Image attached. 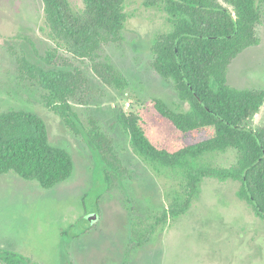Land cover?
Masks as SVG:
<instances>
[{"label": "rangeland", "instance_id": "1", "mask_svg": "<svg viewBox=\"0 0 264 264\" xmlns=\"http://www.w3.org/2000/svg\"><path fill=\"white\" fill-rule=\"evenodd\" d=\"M67 1L74 14L85 7L84 0ZM149 1L127 0L120 37L100 51L126 78L125 87L103 83L88 59L60 49L87 79L71 98L83 127L77 131L47 106V91L18 69L27 39L41 55L57 46L45 22L44 1L0 0V113L11 108L37 113L47 124L50 142L74 160L71 178L50 189L13 171L0 174V248L34 264H64L65 256L74 264H264V219L241 196V181L204 178L189 210L163 221L182 176L145 162L118 121L121 110L134 113L151 142L171 153L200 137L157 118L156 99L178 110L189 106L152 65V41L170 25L167 13ZM216 2L233 9L227 0ZM261 5L258 43L238 54L227 70L228 84L240 89L264 88V1ZM92 119L113 142L117 158L111 163L119 176L104 171L103 156L90 139ZM252 121L264 123V106ZM237 160L232 148L204 156L226 168ZM96 212L99 218L90 221L87 215Z\"/></svg>", "mask_w": 264, "mask_h": 264}, {"label": "trees", "instance_id": "2", "mask_svg": "<svg viewBox=\"0 0 264 264\" xmlns=\"http://www.w3.org/2000/svg\"><path fill=\"white\" fill-rule=\"evenodd\" d=\"M45 22L56 48L39 54L34 43L21 48V76L35 80L47 91L46 103L70 127L81 131L71 98L85 86L83 70L60 52L88 59L105 84L123 88L126 78L111 61L101 57L104 43L117 40L128 15L127 0H84L80 13H72L67 0H43ZM229 9L216 0H150L167 13L170 29L152 41L153 67L172 82L188 110L155 100L157 118L169 120L181 132H199L196 142L178 151L156 147L139 125V117L121 110L118 121L129 135L135 152L153 167H164L182 176L163 216L184 215L198 197L204 178L239 180L241 196L264 219V123L253 117L264 106V88H237L227 82L231 62L245 48L258 43L257 26L264 0H227ZM89 134L104 160V171L119 176L112 163L117 158L112 140L91 120ZM238 160L229 168L204 161L205 154L228 149ZM15 172L50 189L71 178L74 160L63 147L50 142L45 120L37 113L11 108L0 113V174ZM109 181V176L106 178ZM160 220V219H159ZM64 264H74L65 256ZM0 264H34L25 255L0 248Z\"/></svg>", "mask_w": 264, "mask_h": 264}, {"label": "water", "instance_id": "3", "mask_svg": "<svg viewBox=\"0 0 264 264\" xmlns=\"http://www.w3.org/2000/svg\"><path fill=\"white\" fill-rule=\"evenodd\" d=\"M87 217L90 221H95L99 218V213H90L87 215Z\"/></svg>", "mask_w": 264, "mask_h": 264}]
</instances>
